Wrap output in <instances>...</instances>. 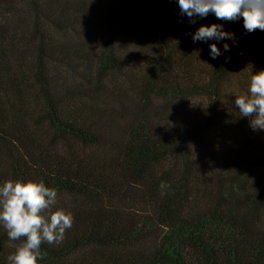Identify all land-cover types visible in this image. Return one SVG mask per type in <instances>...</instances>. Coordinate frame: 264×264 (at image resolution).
Wrapping results in <instances>:
<instances>
[{
  "label": "trees",
  "instance_id": "trees-1",
  "mask_svg": "<svg viewBox=\"0 0 264 264\" xmlns=\"http://www.w3.org/2000/svg\"><path fill=\"white\" fill-rule=\"evenodd\" d=\"M214 23L239 40L215 60ZM260 71L264 31L175 0H0V183L74 218L40 264H264V131L235 105ZM21 243L0 227V264Z\"/></svg>",
  "mask_w": 264,
  "mask_h": 264
},
{
  "label": "clouds",
  "instance_id": "clouds-1",
  "mask_svg": "<svg viewBox=\"0 0 264 264\" xmlns=\"http://www.w3.org/2000/svg\"><path fill=\"white\" fill-rule=\"evenodd\" d=\"M179 15L192 24L210 15L220 21L243 20L245 34L264 31V0H175ZM194 43L209 44L211 59H218L239 47L235 33L225 30L224 23L199 27L192 34ZM212 41V43H209ZM226 41H231V45ZM217 45H222L218 47ZM226 62L230 57H225ZM235 105L241 117L248 118L253 131H264V71L250 78L248 94L236 96ZM57 190L43 181H5L0 183V227L10 241L22 240L21 246L7 257V264H40L45 253L42 245L59 244L73 226L71 213L50 212L57 202ZM23 238V239H22Z\"/></svg>",
  "mask_w": 264,
  "mask_h": 264
},
{
  "label": "rangeland",
  "instance_id": "rangeland-1",
  "mask_svg": "<svg viewBox=\"0 0 264 264\" xmlns=\"http://www.w3.org/2000/svg\"><path fill=\"white\" fill-rule=\"evenodd\" d=\"M94 39H95V41L92 42V47H95L97 45V43H98V36L96 35Z\"/></svg>",
  "mask_w": 264,
  "mask_h": 264
}]
</instances>
